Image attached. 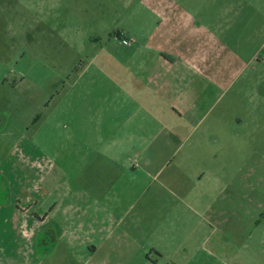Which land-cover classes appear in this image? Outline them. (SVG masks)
<instances>
[{
    "label": "rangeland",
    "instance_id": "obj_1",
    "mask_svg": "<svg viewBox=\"0 0 264 264\" xmlns=\"http://www.w3.org/2000/svg\"><path fill=\"white\" fill-rule=\"evenodd\" d=\"M142 1L0 0V159L16 149L23 155L15 160L11 153L13 173L0 168V196L7 198L11 182L23 201L28 185L22 182L32 177L25 164H40L41 172L52 165L64 180L51 200H61L59 215L65 205L73 207L64 221H78L76 205L94 211L92 228H84L76 245L90 239L114 245L151 241L164 252L158 264H264V138H239L240 114L226 103L244 75L234 86V76L219 78L217 59L211 60L209 78L231 88L225 94L211 88L200 108L206 119L190 136L192 124L125 99L120 87L127 49L114 33L125 30L137 43L153 28V16L138 8ZM209 9L178 11L194 20L199 33L194 44L177 43L175 49L205 50L206 31H217L205 22L219 16L217 5ZM209 38L205 44L218 52V36ZM231 43H225L228 50ZM259 45H246V52ZM208 124L213 130L202 138ZM221 127L236 135H219ZM187 203L225 213V234L213 237L225 242L220 248L211 241L202 249L190 231L197 221ZM237 212L240 248L228 242ZM246 213L257 216L255 223ZM66 238L61 244L69 253Z\"/></svg>",
    "mask_w": 264,
    "mask_h": 264
},
{
    "label": "crops",
    "instance_id": "obj_2",
    "mask_svg": "<svg viewBox=\"0 0 264 264\" xmlns=\"http://www.w3.org/2000/svg\"><path fill=\"white\" fill-rule=\"evenodd\" d=\"M210 3L218 6L219 16L213 22H205L206 28L209 25L217 27V31L213 32L215 35L206 31L208 39L203 42L205 50L184 52L175 49L177 43L194 44V36L199 33L192 28L194 20L178 11H210ZM139 5L138 8L148 11L153 16L155 22L153 28L144 30L142 39L137 43L125 30L114 33L119 42L121 38H127L133 44L126 47L124 74L122 73L125 80L121 79L120 87L123 97L133 101L139 108L161 107L164 112L159 110L158 113L167 114L166 118H171L172 114L192 124L191 133L188 135L190 136L206 119L205 115L201 116L203 111L200 108L204 99L209 97L211 88L216 87L223 94L231 88V83L215 84L208 76L211 68H215L211 66L213 64L211 60L217 59L218 65L214 70L219 78L227 72L234 76L233 85L236 86V80L244 75L232 100L230 98L226 102L240 114V117L236 116L241 131L237 136L264 138V0H143ZM183 31L186 34H183ZM216 35L218 52L205 44L209 42V37ZM257 41L260 42L259 47L246 52V45ZM228 42H232L229 50L225 45ZM212 130L213 127L210 129L209 124L206 125L201 133L202 138ZM172 131L170 133H173ZM219 131L218 134L221 136L236 135L227 133L223 127ZM11 153L15 160L17 158L22 160L23 155L20 151L19 156L16 149L15 153L7 154L4 160L0 159V168L5 165L4 167L10 168L12 172L15 164L8 165L10 163L8 161L12 160ZM25 166L32 172V177L31 174H27L29 179L22 182L28 185V196L21 201V198L15 195L11 182H7L9 187L7 198L2 199L0 196V264H158L164 259L161 247L156 243L152 244L151 241L148 245L144 243L114 245L108 242L95 243L90 239L76 245L75 241L84 228H92L91 214H94V211L90 210L89 205L88 210L79 204L74 208V216L78 221L73 224L64 221L65 215L73 211V207L65 205L63 214L59 215L61 200L58 203L56 199L51 200L52 194L57 193V188L61 186L60 182L64 180V177H60L61 169H54L52 165H48L41 172L40 164ZM40 173L42 177H39ZM63 196L58 193V198ZM22 202L25 206L21 207ZM77 202L80 203V200ZM187 206L191 218L197 221L195 228L190 231L197 235L202 249L204 250L211 241L215 247L220 248L225 242L218 238L213 240V237L225 234V230L221 229L222 224L226 223L225 213L210 209V204L204 211L188 203ZM241 215L239 212L234 214L236 222L231 231L233 239L228 240L230 245H238L239 248L240 240L236 242L235 236L241 234ZM247 215L255 223L257 216L253 217L252 213ZM115 230H109L106 235L107 241L110 236L113 237ZM122 236L130 239L131 234L123 231ZM64 238L71 247L69 253L63 250L61 241ZM223 248L225 250V246ZM59 251L66 254L61 255L56 261L53 257ZM147 251L149 254L145 255ZM214 255L218 258L217 254Z\"/></svg>",
    "mask_w": 264,
    "mask_h": 264
},
{
    "label": "built area",
    "instance_id": "obj_3",
    "mask_svg": "<svg viewBox=\"0 0 264 264\" xmlns=\"http://www.w3.org/2000/svg\"><path fill=\"white\" fill-rule=\"evenodd\" d=\"M120 42L124 47H131L133 45L132 42L127 38H121Z\"/></svg>",
    "mask_w": 264,
    "mask_h": 264
}]
</instances>
